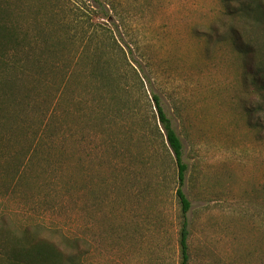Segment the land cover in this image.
Segmentation results:
<instances>
[{
    "label": "rangeland",
    "instance_id": "obj_1",
    "mask_svg": "<svg viewBox=\"0 0 264 264\" xmlns=\"http://www.w3.org/2000/svg\"><path fill=\"white\" fill-rule=\"evenodd\" d=\"M55 1L0 2L22 39L0 65V216L76 239L81 264H178L156 96L187 167L189 264H264L262 80L235 51L264 39L223 0ZM89 6L94 30L76 41L69 10Z\"/></svg>",
    "mask_w": 264,
    "mask_h": 264
},
{
    "label": "trees",
    "instance_id": "obj_2",
    "mask_svg": "<svg viewBox=\"0 0 264 264\" xmlns=\"http://www.w3.org/2000/svg\"><path fill=\"white\" fill-rule=\"evenodd\" d=\"M55 1V0H53ZM55 1V4L58 3ZM2 2V0H0ZM63 2V1H61ZM231 0H223L224 15L230 18L241 17L245 18L255 30V36L264 39V0H245L237 7L231 6ZM52 4V5H55ZM58 6V5H57ZM60 6V5H59ZM1 7V4H0ZM55 8L52 7L54 11ZM4 10L0 8V65L7 66L4 60H9V64L17 57V49L21 46L22 39L16 33L17 27L15 22H8L7 14L4 16ZM69 12L75 15L73 24L74 37H78L79 41L85 37L84 30H94L92 24L94 10L87 8L83 12ZM94 21V20H93ZM59 25V23H58ZM62 25V24H61ZM59 28L63 26H58ZM91 38H89V43ZM261 47V46H260ZM12 50L15 54L10 55L6 59V55ZM100 47L93 48L95 67H99ZM237 54L252 55V65L255 71V77L262 80L259 82L257 89L260 91L264 99V49L259 51L254 49L239 50L235 49ZM101 54V53H100ZM15 55V56H14ZM102 57V54H101ZM9 67V66H7ZM1 68V67H0ZM108 70V71H107ZM97 76L102 78V81L110 84L114 79L108 67L100 68ZM253 85L257 86L253 80ZM240 95V94H239ZM241 96V95H240ZM153 107L156 111L155 125L159 124L160 128L155 126V133L164 141L173 156L177 168L178 187L175 191L176 201L179 205V230H178V264H189V248H188V220L187 213L190 210V201L183 193L181 187L184 181L186 165L182 162V143L171 127L169 119L164 114L160 107L158 98L152 96ZM152 136V134H151ZM34 139V138H33ZM32 139V140H33ZM152 139V138H151ZM60 239H58V237ZM82 254L79 250V243L76 239H70L62 235L61 232L49 229L43 224H28L16 226L11 223L5 215L0 216V263L1 264H81Z\"/></svg>",
    "mask_w": 264,
    "mask_h": 264
}]
</instances>
